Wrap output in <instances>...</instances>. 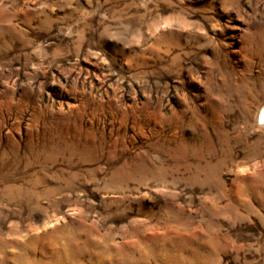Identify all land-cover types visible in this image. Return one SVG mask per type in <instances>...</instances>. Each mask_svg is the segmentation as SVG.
Returning a JSON list of instances; mask_svg holds the SVG:
<instances>
[{"label": "rangeland", "instance_id": "rangeland-1", "mask_svg": "<svg viewBox=\"0 0 264 264\" xmlns=\"http://www.w3.org/2000/svg\"><path fill=\"white\" fill-rule=\"evenodd\" d=\"M264 0H0V264H264Z\"/></svg>", "mask_w": 264, "mask_h": 264}, {"label": "bare ground", "instance_id": "bare-ground-1", "mask_svg": "<svg viewBox=\"0 0 264 264\" xmlns=\"http://www.w3.org/2000/svg\"><path fill=\"white\" fill-rule=\"evenodd\" d=\"M262 118L264 119V113H263V116H262Z\"/></svg>", "mask_w": 264, "mask_h": 264}]
</instances>
